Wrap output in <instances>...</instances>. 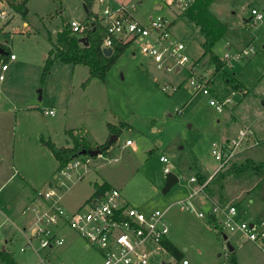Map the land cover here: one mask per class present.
Segmentation results:
<instances>
[{
    "label": "rangeland",
    "instance_id": "1",
    "mask_svg": "<svg viewBox=\"0 0 264 264\" xmlns=\"http://www.w3.org/2000/svg\"><path fill=\"white\" fill-rule=\"evenodd\" d=\"M109 4L117 6L112 0ZM128 4L141 20L164 15L172 22L173 37L186 44L190 58L186 66L180 70L158 66L134 42L104 78L90 77L86 65L60 60L44 74L59 31L72 20L86 22L83 0H30L26 16L16 12L17 2L0 0V41L16 55L0 83V248L11 250L20 264H44L43 259L45 264L102 263V254L70 228H64L65 243L53 250L37 253L32 246L25 248V229L29 233L36 218L31 205H41L35 189L45 188L59 167L43 141L72 145L73 130L85 133L93 147L117 137L89 166L62 175L67 211L79 208L96 182H108L145 212L167 209L169 239L183 257L176 259L168 251L154 255L151 264H184V259L187 264H231L232 258L238 264H264V244L229 231H224L225 239L220 228L197 214L211 207L215 195L222 198L219 202L236 204L242 220L264 222V166L248 173L227 169L248 159L264 162V139L250 125L254 122L264 129V18L256 23L252 12L255 8L264 14V0H215L212 5L230 27L214 46L215 53L223 58L229 48L252 46L248 56L224 68L242 90L226 84L224 72L214 74L209 55L203 57L204 38L198 27L179 17L183 3L130 0ZM191 66L196 77L210 84L211 94L192 86ZM228 97L233 103L221 109L209 103L211 98ZM51 108L54 115L46 112ZM243 127L253 134L234 160L209 180L219 166L212 153L214 143L236 139ZM128 139L133 145L125 144ZM162 155L168 162L161 160ZM166 166L179 180L164 193ZM181 200H188L190 209L181 208Z\"/></svg>",
    "mask_w": 264,
    "mask_h": 264
},
{
    "label": "built area",
    "instance_id": "2",
    "mask_svg": "<svg viewBox=\"0 0 264 264\" xmlns=\"http://www.w3.org/2000/svg\"><path fill=\"white\" fill-rule=\"evenodd\" d=\"M191 1L168 0V4L183 3L185 7ZM100 2L105 3L104 0ZM252 12L256 23L263 20V12L255 8ZM95 14L107 32L103 47H111L114 39L138 42L145 55L152 57L158 66H166L167 69L180 70L190 60L186 44L173 37L172 22L164 15L151 17L147 22H143L136 18L130 8L125 6L115 8L109 4H104ZM69 25L71 30L77 33L83 32L88 26L85 22L76 20H72ZM250 51H252V46H246L241 50L229 48L221 59L226 66H233L234 63L248 56ZM15 59L16 55L10 52L6 60H0V83L5 79L9 63ZM192 66L190 69L192 86L206 95L211 94L210 84L196 77ZM209 103L221 109L223 106L232 104L233 99L228 97L217 101L211 98ZM46 112L54 115L55 109L51 108ZM250 133L253 134L251 129L243 127L239 129L236 139L222 141L220 144L214 143L212 153L218 160L219 166L209 180L234 160L235 153ZM131 143V140H127L125 144ZM98 156H102V153ZM93 157L89 154L76 156L65 167L54 173L52 183L45 188L37 189L36 196L41 201V205H31L36 218L30 232L27 233L28 230L25 229L27 236L25 248L32 246L37 253L44 248L53 250L65 243L63 231L64 228H70L84 237L88 247H94L102 254L101 264H151L154 255L168 252L164 244L165 241L170 240V225L166 218L167 209L145 212L132 206L123 198L120 188L114 186L94 196L91 195L72 212L65 209L62 202L63 195L60 191L65 186L62 175H69L70 170L82 165L89 166ZM161 160L168 162V157L162 155ZM170 171V167L166 166L165 172ZM191 181H196V177L191 176ZM179 203L184 209H190L192 206L188 200H181ZM197 214L209 219L211 224L222 230L223 235L226 234L224 231L239 233L245 240L264 244V222L251 223L242 220L239 208L234 203L213 202L209 210H200ZM34 239L37 240V245ZM43 262L45 264L47 260L43 259ZM183 263L187 264L188 261L184 259Z\"/></svg>",
    "mask_w": 264,
    "mask_h": 264
},
{
    "label": "trees",
    "instance_id": "3",
    "mask_svg": "<svg viewBox=\"0 0 264 264\" xmlns=\"http://www.w3.org/2000/svg\"><path fill=\"white\" fill-rule=\"evenodd\" d=\"M10 1L17 2V6L15 7L16 12L26 16L28 12V2L30 0ZM214 1L215 0H192L187 6H183L181 13H179V17L187 19L198 27L204 38L202 43L204 48L203 57L209 55L210 61L215 66L214 74L224 72L226 84L231 85L233 88H241L242 90L243 87L240 82H238L234 76L225 72V63L214 51V46L217 42L225 38L230 30L229 25L213 11L212 5ZM84 2L89 8L95 4V0H84ZM85 23L88 24V26L81 33L73 32L69 24L59 31L57 41L53 43L49 56L46 59L44 74L49 71L51 64L55 60H60L63 63L86 65L89 68L90 77L97 76L104 78L107 71L132 43L131 40L123 41L114 39L111 45L113 52L110 56H106L103 52V44L107 32L103 24L99 22L93 10H90L88 13ZM84 36L87 37V45H84L80 41V38ZM9 53L10 50L8 45L0 41V60H6ZM193 69L195 70V68ZM109 126H111L112 132H115L113 125ZM69 134L72 138V145L69 146H59L52 140L43 141L46 147L59 161L58 171L65 167V165L80 152H88V150L98 147L103 154L110 147L108 141L93 147L85 133L78 134L76 131L72 130ZM260 166H264V162L256 163L248 159L246 162L240 163L239 165L233 163L227 169L229 173H248L249 171L256 170ZM221 174V178L224 177L223 172ZM110 186L108 182H103L101 184L96 182L92 196L103 192ZM164 244L166 249L175 256L176 259H181L183 257L182 252L172 241L167 240ZM0 262L2 264H20L14 257L13 252L7 248H0ZM230 262L231 264H238L235 258H232Z\"/></svg>",
    "mask_w": 264,
    "mask_h": 264
},
{
    "label": "water",
    "instance_id": "4",
    "mask_svg": "<svg viewBox=\"0 0 264 264\" xmlns=\"http://www.w3.org/2000/svg\"><path fill=\"white\" fill-rule=\"evenodd\" d=\"M99 5H100V0H95V7H94L92 10H93L94 12H97V11H98V7H99ZM84 8H85V11H86V12H89V7L87 6L86 3H84ZM80 41H81L84 45H87V43H88V41H87V37H85V36H84V37H81V38H80ZM103 52H104V54H105L106 56H110V55L112 54V52H113V49H112V47H103ZM116 137H117V135L112 136V138L109 140L108 144H110L111 142H113V140L116 139ZM87 153H88L89 155H91V156H98V155L101 154V150H100V148L96 147V148H93V149L88 150V152H85V151L80 152L78 155H81V154H87ZM78 155H77V156H78ZM178 180H179V176H178V174H177L176 172H173V171L168 172V173L166 174V180H165V184H164V186H163V188H162V191H163L164 193L168 192V191L172 188V186H173L175 183L178 182ZM224 238H225V239L228 238L226 234L224 235ZM229 247H230L231 250L234 249V247L231 246L230 244H229ZM3 249H5V248H3ZM165 264H169V263L167 262V263H165ZM170 264H171V263H170Z\"/></svg>",
    "mask_w": 264,
    "mask_h": 264
},
{
    "label": "crops",
    "instance_id": "5",
    "mask_svg": "<svg viewBox=\"0 0 264 264\" xmlns=\"http://www.w3.org/2000/svg\"><path fill=\"white\" fill-rule=\"evenodd\" d=\"M105 1V3H101L100 2V5H99V7H98V10L99 9H101L103 6H104V4H109L110 3V0H104ZM109 3H108V2ZM115 4H117V6H115V7H120V6H125V7H127V8H130L131 9V7H130V5L128 4V2L130 1V0H112ZM83 2H84V0H83ZM85 3V2H84ZM110 5V4H109ZM111 6V5H110ZM95 7V4H94V6H92L91 8H89V12H90V10H92L93 8ZM132 7H134V4L132 5ZM157 8H161V6L160 5H158L157 6ZM89 12H86L87 13V16H86V18L85 19H87V17H88V13ZM94 12V11H93ZM135 16H136V14H135ZM136 18L138 19V20H140V21H143V22H147L151 17H149V19L147 20V21H144V20H141L140 18H138L137 16H136ZM251 124V128L260 136L259 138H263L264 139V134H263V132H264V129H263V127H260L259 128V126H256V125H254V122H253V124H252V122H250ZM128 140H130V139H128ZM128 145H133V141H132V143L131 144H128ZM66 146V145H65ZM69 146V145H68ZM55 173V172H54ZM54 173L52 174V176H51V178H50V180L45 184L46 186L48 185V184H50V183H52L54 180H53V176H54ZM214 173V172H213ZM212 173V174H213ZM112 186V185H111ZM37 189H39V188H37ZM37 189H35V193H36V191H37ZM61 190H62V188H61ZM60 190V191H61ZM62 194V193H61ZM63 195V194H62ZM92 195V194H91ZM215 195H213L212 196V199H213V202L215 201V202H219V201H222V198L221 197H214ZM35 200V199H34ZM36 200H38V198L36 199ZM63 200V199H62ZM87 200V199H86ZM85 200V201H86ZM217 200V201H216ZM201 201H203V200H201ZM227 201V200H226ZM212 202V203H213ZM84 203V202H83ZM204 204H206L205 202H203ZM222 203V202H221ZM201 204V202L199 203V205ZM209 205L211 204V202L210 203H208ZM82 205V204H81ZM80 205V206H81ZM212 205V204H211ZM201 206V205H200ZM209 209H210V207H209ZM208 209V210H209ZM171 241V240H170ZM5 248V247H4Z\"/></svg>",
    "mask_w": 264,
    "mask_h": 264
}]
</instances>
